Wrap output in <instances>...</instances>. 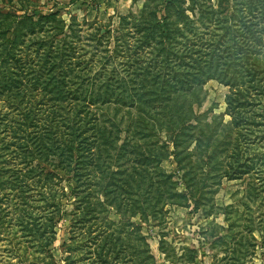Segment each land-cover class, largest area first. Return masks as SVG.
<instances>
[{
	"label": "rangeland",
	"instance_id": "374dc122",
	"mask_svg": "<svg viewBox=\"0 0 264 264\" xmlns=\"http://www.w3.org/2000/svg\"><path fill=\"white\" fill-rule=\"evenodd\" d=\"M171 2L0 0V264H264V0Z\"/></svg>",
	"mask_w": 264,
	"mask_h": 264
},
{
	"label": "trees",
	"instance_id": "16d2710c",
	"mask_svg": "<svg viewBox=\"0 0 264 264\" xmlns=\"http://www.w3.org/2000/svg\"><path fill=\"white\" fill-rule=\"evenodd\" d=\"M183 0H172V2L170 3V5L168 6V7H171V9H174L176 12H178L177 13V15H178V17L179 16H184L186 19H188V17L187 16H185V12L183 11V10H181L180 8V3L182 2ZM240 1V0H239ZM261 3V2H260ZM239 5H241V6H243V5H245V3L243 4V3H238ZM247 5V7H249V8H252V10L250 11V14H248V16L245 18H243V20H245V22H248L249 21V23H250V26H253V24H251V22H252V17L254 16L253 15V13H251L253 10H256L257 8H258V5L259 4H256V3H254L253 1H252V3H250V5L248 6V4H246ZM213 8H215L214 6H212ZM248 9V8H247ZM246 9V10H247ZM179 10V11H178ZM210 10H212L211 8H210ZM0 18H2L5 22H7L9 19H10V15H8V14H2L1 12H0ZM241 18V17H240ZM156 19V18H155ZM241 22H243L242 21V18H241ZM158 27H159V29H161V22H158V25H157ZM161 37H163V35H161ZM8 45H10L9 43H8ZM236 97H237V99H233L232 100V98H233V95H231V96H229L228 97V99H227V106H228V108H231L232 110H236V108H238V107H240V106H242V105H244V103H245V101H244V99H245V95L243 94V93H237L236 94ZM236 101H238L237 102V105H234V103H236ZM233 126H235L234 125V118H233ZM232 122H231V125H232ZM231 127H230V132H231ZM233 131V130H232ZM230 134V133H229ZM229 136L230 135H228V137H223L224 139H226V140H228L229 139ZM175 140V139H174ZM123 146H121L120 148H122ZM185 189H186V191H187V187H185ZM174 195H175V197H174V199H185L186 197L184 196V195H180V194H177V193H174ZM187 195H190V192L187 194ZM174 204H178L177 202H174ZM179 205H182V204H179Z\"/></svg>",
	"mask_w": 264,
	"mask_h": 264
}]
</instances>
